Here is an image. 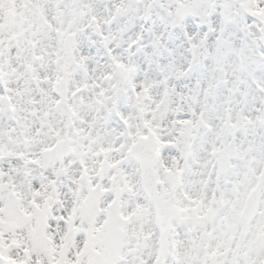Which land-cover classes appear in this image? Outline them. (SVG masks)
<instances>
[{"label":"snow or ice","instance_id":"snow-or-ice-1","mask_svg":"<svg viewBox=\"0 0 264 264\" xmlns=\"http://www.w3.org/2000/svg\"><path fill=\"white\" fill-rule=\"evenodd\" d=\"M0 264H264V0H0Z\"/></svg>","mask_w":264,"mask_h":264}]
</instances>
